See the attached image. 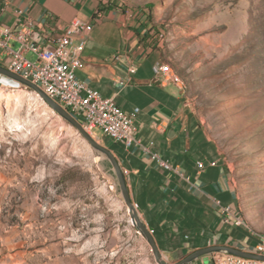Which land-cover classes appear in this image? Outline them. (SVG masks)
Segmentation results:
<instances>
[{
  "label": "rangeland",
  "instance_id": "1",
  "mask_svg": "<svg viewBox=\"0 0 264 264\" xmlns=\"http://www.w3.org/2000/svg\"><path fill=\"white\" fill-rule=\"evenodd\" d=\"M118 1L138 11L179 77L264 240V0ZM93 134L106 146L100 129ZM223 254L210 253L215 264ZM0 264H158L109 158L33 89L3 75Z\"/></svg>",
  "mask_w": 264,
  "mask_h": 264
},
{
  "label": "crops",
  "instance_id": "2",
  "mask_svg": "<svg viewBox=\"0 0 264 264\" xmlns=\"http://www.w3.org/2000/svg\"><path fill=\"white\" fill-rule=\"evenodd\" d=\"M74 17L91 25L80 36L85 44L76 77L123 110L137 109L132 145L103 133L102 139L161 253L180 257L210 245L253 251L262 237L246 219L234 174L182 83L154 73L164 62L138 11L118 0H0V65L9 62L4 43L18 45L5 39L3 28L32 20L34 39L49 44ZM213 258L208 254L191 264H215Z\"/></svg>",
  "mask_w": 264,
  "mask_h": 264
},
{
  "label": "built area",
  "instance_id": "3",
  "mask_svg": "<svg viewBox=\"0 0 264 264\" xmlns=\"http://www.w3.org/2000/svg\"><path fill=\"white\" fill-rule=\"evenodd\" d=\"M90 27L89 23L74 17L61 33L49 37V44L34 39L35 23L32 20H26L15 30L3 28L5 39L11 38L18 43L17 47L4 43L6 55L9 56L5 67L39 86L93 137L97 138L93 130L98 128L107 138L130 146L136 140L134 114L137 109L123 110L113 97L103 96L99 90L76 77L85 44L80 36ZM27 52H31L34 59L27 58ZM153 70L164 79L179 81V77L167 63L159 64ZM12 82L17 86L21 85L19 82ZM159 162L164 168H170L168 162ZM252 252L264 254V240ZM220 264H264V260L224 253Z\"/></svg>",
  "mask_w": 264,
  "mask_h": 264
},
{
  "label": "water",
  "instance_id": "4",
  "mask_svg": "<svg viewBox=\"0 0 264 264\" xmlns=\"http://www.w3.org/2000/svg\"><path fill=\"white\" fill-rule=\"evenodd\" d=\"M0 75H3L7 77L9 80L19 82L33 89L54 111H56L61 117H63L70 124H72L95 150L104 153L109 158L115 170L117 181H118L120 191H121V195L128 208L131 221L136 226L139 233L144 237V239L150 245L155 261L158 264H189L195 259L208 255L213 252H224V253H229L235 256L264 260V254H258L252 251H245L240 248L229 246V245H210V246L201 247L196 250H193L192 252L188 253L187 255H185L184 257H182L181 259H179L178 261L174 263L165 262L164 259L162 258V253L155 241L153 234L151 233V231L148 229L146 224L140 219L138 215V212L132 202L130 193L128 191L126 179L123 174V171L121 167L119 166L116 158L111 153V151L107 147L99 144L96 139H94L89 133H87L84 130L82 125L79 123V121H77L66 109L60 106L56 101H54L49 96H47L46 93L35 83L12 72L7 67L2 66V65H0Z\"/></svg>",
  "mask_w": 264,
  "mask_h": 264
},
{
  "label": "trees",
  "instance_id": "5",
  "mask_svg": "<svg viewBox=\"0 0 264 264\" xmlns=\"http://www.w3.org/2000/svg\"><path fill=\"white\" fill-rule=\"evenodd\" d=\"M122 1H125V0H122ZM126 4H123V7L125 6ZM151 18V17H150Z\"/></svg>",
  "mask_w": 264,
  "mask_h": 264
}]
</instances>
